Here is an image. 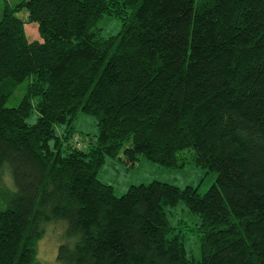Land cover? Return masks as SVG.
<instances>
[{"label":"trees","instance_id":"obj_1","mask_svg":"<svg viewBox=\"0 0 264 264\" xmlns=\"http://www.w3.org/2000/svg\"><path fill=\"white\" fill-rule=\"evenodd\" d=\"M106 15L122 23L109 36L97 27ZM32 21L41 40L26 35ZM83 113L98 132L82 147ZM122 152L217 177L204 193L153 180L118 196L98 174ZM182 201L201 258L170 220ZM57 222L64 264H264V0H5L0 264H41Z\"/></svg>","mask_w":264,"mask_h":264},{"label":"rangeland","instance_id":"obj_2","mask_svg":"<svg viewBox=\"0 0 264 264\" xmlns=\"http://www.w3.org/2000/svg\"><path fill=\"white\" fill-rule=\"evenodd\" d=\"M7 1L10 4H16L20 0ZM4 2L5 0H0V16ZM25 13L24 10L18 12V15L24 16ZM121 24L118 18L106 15L100 20L97 27L101 29L104 36H109L117 33L121 29ZM25 30L30 41L42 39L38 22L32 21L26 23ZM30 81L31 79L28 78L17 86L14 93L8 99L7 106L14 107L19 104L25 95ZM33 102H36V98L33 99ZM37 115V110L34 109L29 121H35ZM74 126L77 133L75 135V141L82 147L87 143L86 138L98 132L97 119L90 114H80ZM59 130L60 128L58 127V131ZM98 176L105 183L111 184L115 194L119 196L125 193L133 184L148 183L153 180L169 182L180 187H185L187 185L198 186L199 191L204 193L216 180L217 172L208 171L203 167L197 166L193 162L186 163L182 168L167 167L160 163L153 162L143 155H140L134 163H131L128 161L127 155L122 152L119 157H108L102 164ZM169 214L170 220L174 225L177 227H180V225L182 226V230L186 235V247L189 254L195 258H201V246L196 231L198 223L197 216L190 212L183 201L175 207H170ZM64 228L65 225L61 222L50 224L46 228L44 236L40 239L38 245L41 264H64L57 258L58 248L63 240L62 233Z\"/></svg>","mask_w":264,"mask_h":264},{"label":"built area","instance_id":"obj_3","mask_svg":"<svg viewBox=\"0 0 264 264\" xmlns=\"http://www.w3.org/2000/svg\"><path fill=\"white\" fill-rule=\"evenodd\" d=\"M79 144V143H78Z\"/></svg>","mask_w":264,"mask_h":264}]
</instances>
